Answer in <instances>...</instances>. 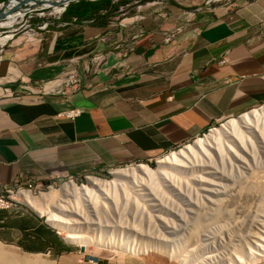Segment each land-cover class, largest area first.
I'll use <instances>...</instances> for the list:
<instances>
[{"label": "crops", "instance_id": "0c3cea01", "mask_svg": "<svg viewBox=\"0 0 264 264\" xmlns=\"http://www.w3.org/2000/svg\"><path fill=\"white\" fill-rule=\"evenodd\" d=\"M177 5L64 15L0 49V187L44 188L144 162L264 104V0ZM73 68L78 88L42 92ZM74 109V119L60 116ZM47 226L0 210V244L63 253Z\"/></svg>", "mask_w": 264, "mask_h": 264}, {"label": "rangeland", "instance_id": "374dc122", "mask_svg": "<svg viewBox=\"0 0 264 264\" xmlns=\"http://www.w3.org/2000/svg\"><path fill=\"white\" fill-rule=\"evenodd\" d=\"M4 1L6 0H0V3ZM195 1L220 3L225 0H112V4L114 15L129 17L138 11L144 13L154 9L163 10L168 6L179 7L177 2L185 6L187 2ZM195 8L197 7L190 9ZM64 12L55 14L52 8L31 9L11 28L0 29V38L10 36L6 43H0V49L18 38L40 37L49 27H55L56 21L62 18ZM263 108L264 104L261 108L253 110ZM242 116L243 114L228 118L212 129L217 132L223 124L238 120ZM263 124L264 113L260 123L263 139L256 142L253 140L244 155L237 150L236 157L237 154L228 149L224 150L222 155L218 152L211 154V160L201 157L203 161H196L191 157L182 161V167L169 169L171 166L167 165L164 172L176 175L173 176V185L176 184L174 187L161 188L157 187L159 184H154L152 188L156 187L151 189L152 192L147 190L149 194L144 190L143 196L133 193H128L126 197L121 196L117 214L107 217L89 216V213L87 221L73 217L74 222L78 223L74 225L72 220L70 228L80 230V233L87 237H93L97 243L87 244L83 253H80V247L64 243L62 235L60 238L69 251L61 254H28L14 246L0 244V247L20 257L37 258L48 264H264ZM207 134L206 131L204 136ZM201 138L203 137L131 167L120 166L90 176L103 181H113L116 173L135 170L138 167L157 170L159 161L166 160L172 153H179L187 145H193ZM246 141L248 144V140ZM66 184L68 182L64 180L55 182L53 188H44L39 192L40 195L35 193L32 196L37 198L41 205L49 204V193H63L62 189ZM74 184L78 187L85 186L87 180L75 179ZM54 202L53 200L50 204ZM7 211L14 215H30L38 218L43 225L46 224L45 217H40L20 199L15 207Z\"/></svg>", "mask_w": 264, "mask_h": 264}, {"label": "bare ground", "instance_id": "6f19581e", "mask_svg": "<svg viewBox=\"0 0 264 264\" xmlns=\"http://www.w3.org/2000/svg\"><path fill=\"white\" fill-rule=\"evenodd\" d=\"M67 1L68 0H6L4 4H0V15L5 14V18L0 20V29L11 28L23 19L31 9H35L36 7L46 9L52 8L55 14H60L63 10V6H57V4H65ZM9 38V35L1 37L0 43H6ZM263 111L264 108L246 112L238 120H231L228 123L223 124L221 130L217 132L214 131V129H211L207 132V135L195 141L193 145H187L179 153H172L166 160L159 161L157 170H151L148 167H138L135 170L116 173L115 180L113 181H103L94 178L86 179L87 184L81 187L76 186L74 183H68L64 185L62 189L63 193L61 194L51 191L47 196L49 204L45 203L46 205H41L37 198H33L28 192L19 194V199L28 207L32 208V210L36 211L40 217H45L46 224L56 230L58 234L62 235L63 240L66 243L83 248L89 243L97 244L92 239L93 237H87L86 235H82L80 230L78 231V229L70 228V223L73 220V217H79L86 221L88 220L87 217L91 215L95 217L98 215H104L107 217L110 216V214H117L116 212L119 209L121 196L126 197L129 195L128 193L143 196L145 195V193H143L144 190H146V194H149L147 193V190L152 192L151 189L156 187L154 186L152 188L154 184H159L157 187L161 188L174 187V185H176H173L174 175L165 173V169L168 166H171L169 169L182 167V161L191 157L196 161L202 160L201 157L211 160V154L214 155L215 152L221 154L224 150L228 149L234 151L235 154H237L236 157L238 156L237 150L244 155L249 147L248 145H252L251 142L253 140L256 142V140L263 139V136L261 135L262 129L260 128V123L263 119ZM246 140H248V144ZM262 143H264V141H262ZM174 172H176V170ZM53 200L55 202L50 204ZM88 213L90 214L89 216L87 215ZM74 223L76 222L73 220V224ZM195 234H197V232ZM109 245L110 244H108V246ZM40 260L41 259L37 258L20 257L15 253L0 247V264H48ZM247 260L249 259L247 258Z\"/></svg>", "mask_w": 264, "mask_h": 264}, {"label": "built area", "instance_id": "2783aa9c", "mask_svg": "<svg viewBox=\"0 0 264 264\" xmlns=\"http://www.w3.org/2000/svg\"><path fill=\"white\" fill-rule=\"evenodd\" d=\"M45 27V26H44ZM43 27V28H44ZM93 60V59H92ZM77 59H73L68 61L66 69L68 67H71L72 64L73 66L76 65ZM80 86L79 84V77L77 74V69L73 68L72 72L67 74L64 78H58L55 80L54 84H50V86L43 88L41 87V90L44 94H53V95H67L70 94L72 91H74L76 88ZM257 108H261V106H258ZM79 111L74 109V110H69L66 112H63L60 116L64 117L65 119H74L76 116H78ZM233 118V117H231ZM212 128L208 129L207 132H209ZM204 134L198 136V137H203ZM197 137V138H198ZM195 140V139H194ZM184 146V145H183ZM133 165H136V163H131L124 165V167H131ZM92 176L87 175L84 176L83 179L91 178ZM73 178L68 177L66 182L68 183H74ZM45 189L49 190L53 188V183L49 182L47 185L44 186ZM44 188H39L35 184L32 183H25V184H18L16 183V186L14 187H6V186H1L0 187V210H8L10 208H13L16 206L18 203L19 199V194H22L24 192H28L31 195L32 194H39L41 190Z\"/></svg>", "mask_w": 264, "mask_h": 264}, {"label": "trees", "instance_id": "16d2710c", "mask_svg": "<svg viewBox=\"0 0 264 264\" xmlns=\"http://www.w3.org/2000/svg\"><path fill=\"white\" fill-rule=\"evenodd\" d=\"M114 12V5L112 0H98V1H79L70 4L63 16L72 15L77 20L89 19L93 15H97L100 12ZM50 28V27H49ZM64 251H69L67 248Z\"/></svg>", "mask_w": 264, "mask_h": 264}, {"label": "water", "instance_id": "95a60500", "mask_svg": "<svg viewBox=\"0 0 264 264\" xmlns=\"http://www.w3.org/2000/svg\"><path fill=\"white\" fill-rule=\"evenodd\" d=\"M24 1H29V0H24ZM79 1H98V0H68L65 4H57V6H63V10H62V12L63 11H65L66 10V8L70 5V4H72V3H76V2H79ZM6 1H4V2H2V4H4ZM1 4V3H0ZM41 9H46V8H41ZM48 9V8H47ZM5 14H2V15H0V20H3L4 18H5V16H4ZM79 251H80V253H83L84 252V248L83 247H80L79 248Z\"/></svg>", "mask_w": 264, "mask_h": 264}]
</instances>
